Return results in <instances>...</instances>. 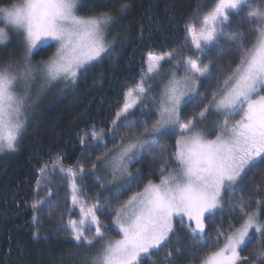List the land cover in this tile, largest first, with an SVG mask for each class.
<instances>
[{
	"label": "snow or ice",
	"instance_id": "snow-or-ice-1",
	"mask_svg": "<svg viewBox=\"0 0 264 264\" xmlns=\"http://www.w3.org/2000/svg\"><path fill=\"white\" fill-rule=\"evenodd\" d=\"M129 7L126 2L108 7L107 0H23L0 7L4 25L0 45L9 43L10 33L19 36L23 45L18 56L0 57V152L16 150L27 124L26 110L35 103L31 84L37 75L49 86L60 80L75 83L89 65L115 51L118 41L128 39L120 31L109 36ZM185 34L193 54L183 55L182 47L149 51L142 61L140 80L124 93L123 106L110 125L101 130L93 125L85 131L80 138L82 157L91 159L97 147L106 149L90 167L81 164L76 170L59 162L53 163L51 171L47 164L37 170V195L43 186L49 191L31 205L34 223L44 206L52 203V177L58 171L61 182L67 181L71 264H144L145 258L171 243L173 236L177 247L166 253L167 264H179L178 258L186 254L192 256L191 264H197L196 254L213 243L220 244L221 239L223 246L208 252L198 264H264V190L259 185L247 197L227 201L228 211L240 217L238 226L229 223L225 229L219 225L215 241L208 234L209 217L225 210V194L242 191L247 173L264 164V0H216L202 19L185 25ZM221 41L227 47L218 57L222 60L223 51L229 53L230 70L217 78L215 89L201 94V86L211 83L213 73L223 72L222 64L211 59L204 62ZM53 43L58 46L55 53L33 64L32 57ZM233 53L239 56L234 67ZM165 65L168 72H164ZM141 106L156 119L148 123L136 118L133 112ZM213 114L222 119L204 131V121ZM121 130L132 138L120 135ZM172 134H176L174 151L171 145L160 143ZM118 135V144L108 149V139ZM145 154L159 164V182L149 179L141 190L120 202L132 181L139 178L141 170L134 174L132 165ZM101 164L111 170L109 183L116 185L115 191L104 201L97 192L91 202L83 182ZM95 179L104 189L101 176ZM112 200L117 206H112ZM105 208L112 217L111 228L102 220ZM76 209L79 219H72ZM177 220L190 243L177 235ZM111 230H118L120 238H106ZM37 237L34 233L33 238ZM253 239L257 243L250 255L241 257ZM97 244L100 248L92 254L89 250Z\"/></svg>",
	"mask_w": 264,
	"mask_h": 264
},
{
	"label": "trees",
	"instance_id": "trees-1",
	"mask_svg": "<svg viewBox=\"0 0 264 264\" xmlns=\"http://www.w3.org/2000/svg\"><path fill=\"white\" fill-rule=\"evenodd\" d=\"M21 2L23 0H0V7ZM119 2H126L130 7L122 14L112 35L117 31L126 32L128 39L118 41L115 51L89 65L80 73L76 84L64 93H60L58 88H55L50 92L49 98L37 103L27 120L16 150L0 152V264H71L69 253L73 251V244L67 242L68 237L64 233L69 218L67 208L70 206V194L67 187L61 184L58 174L54 175L52 177L54 182L51 184L52 203L44 206L38 214V222L34 223L31 205L34 201L45 197L49 191L48 186H43L37 195V170L47 164L51 171L53 163L59 162L76 170H79L81 164L90 167L96 156L106 149L100 146L92 151L91 159L82 157L80 138L85 131L91 129L93 125L97 130L106 129L110 125L115 113L123 106L124 93L140 80L142 61L149 51L158 53L161 50L168 51L182 47L183 55L193 54L194 49L190 39L186 38L185 25L193 19H202L216 0H107V6L112 7ZM236 24L237 22L234 21L233 28ZM226 47V42L221 41L220 46L210 50L204 57L205 63L211 59L222 64L223 72H214L211 83L205 82L201 86V94L210 93L215 89L217 78L222 79L230 70L229 53L223 51L222 60L218 57V53ZM22 48L19 38H15L13 43L0 46V57L18 56ZM55 50L54 44L42 49L32 57V63L47 61ZM238 60L239 56L233 53L231 66L234 67ZM141 107H137L133 112L140 121L148 115L141 110ZM189 109L185 110L186 113ZM87 139L91 143L90 133ZM118 140L119 135L115 140L108 139L107 148L113 149L118 144L116 143ZM160 143L165 146L171 145L174 151L173 135L163 138ZM174 166L170 165V167ZM158 168L159 164L154 163L147 154L139 163L133 164L134 174L136 169L141 170L139 178L132 181L129 190L120 197V202L126 200L133 192L141 190L149 179L157 182ZM97 175L101 176L100 182L105 184L104 189H101L96 182ZM110 179L111 171L105 170L104 164H101L97 171L90 174L83 182L86 186L85 196L91 201L97 192H101V201L110 198L116 187L109 183ZM257 185L264 190V164H257L247 173L242 181V191H237L234 196L225 194L223 212H217L214 217H209L208 234L213 241L219 225L223 224L227 229L229 223L238 226L241 222L238 215L228 211L227 201L239 200L241 195L247 197L254 192ZM254 201L255 197H253V208ZM112 206H117V201L112 200ZM103 212L102 220L108 224L112 217L108 214L107 208L103 209ZM61 213H63L62 221ZM71 218H79L76 211ZM62 223L63 228L60 227ZM176 229L180 240L190 243V238L181 229L179 221L176 222ZM34 233H38L36 239L33 238ZM223 242L221 239L220 244L213 243L197 253V264L200 258L223 245ZM256 243L257 240L253 239L241 252V257L249 256ZM176 247V237L173 236L171 243L158 252L154 251L149 258L144 259V264H167L166 253ZM89 251L92 254L96 253L95 248ZM178 260L179 264H191L192 256L186 254Z\"/></svg>",
	"mask_w": 264,
	"mask_h": 264
},
{
	"label": "rangeland",
	"instance_id": "rangeland-1",
	"mask_svg": "<svg viewBox=\"0 0 264 264\" xmlns=\"http://www.w3.org/2000/svg\"><path fill=\"white\" fill-rule=\"evenodd\" d=\"M22 3V2H21ZM4 25L1 23V27H3ZM113 34V32H112ZM112 34L109 36V39L112 38ZM18 39L21 41V38L19 36H17L16 34L14 33H10V40H9V43H13L14 39ZM191 42V41H190ZM22 44V42H21ZM55 46H56V49H57V45L55 43H53ZM8 45V44H7ZM6 45V46H7ZM0 46H3V45H0ZM23 46V45H22ZM56 51V50H55ZM97 62V61H96ZM95 63V62H93ZM169 71V66L168 65H165V68H164V72H168ZM181 74H182V68H181ZM80 75V74H79ZM79 77V76H78ZM77 77V79H78ZM33 84H31V96H32V99L35 101V103L31 104L27 110H26V115H27V120L28 118L30 117V115L33 113V108L37 106V103H40L42 102L44 99H47L49 98V94L50 92H52V90H54L55 88H58L59 92L60 93H64L65 90H68L69 88H71L74 84L76 83H72L70 81L68 82H65L64 80H60L58 82H55L53 83L52 85H47L45 83L42 82L41 80V77L39 75H37L36 77V80L34 82H32ZM158 91V89H157ZM142 108V107H141ZM142 110V109H141ZM154 111V110H153ZM143 112L145 113H148V115H146V118H144V120H142L141 122H144L145 120L148 122V123H151L153 120L156 119V116L152 113L149 112L148 109H143ZM222 119V117H217L215 114L213 115H210L209 116V119L204 121L203 125H202V129L204 131H207L209 128H211L214 124V122H216L217 120H220ZM234 119H239V116H236L234 117ZM120 135H124L125 137L127 136L126 139H131L132 137L128 136L127 133H125L123 130L121 131ZM173 137H174V140H175V135L176 134H172ZM212 135L214 136L215 133L213 132ZM119 140L116 142L118 143ZM113 155H116V153L114 152ZM112 159V156L109 157V160ZM110 170V169H109ZM111 171V170H110ZM59 176V173L57 171V173L55 175ZM60 178V176H59ZM159 182V180L157 181V183ZM61 184H63L65 187H67V181H63L61 182ZM58 185V184H57ZM69 194V192H68ZM70 201V200H69ZM50 209V207H49ZM77 212V216L79 217V210L76 209L75 210ZM79 219V218H78ZM262 219H264V217H262ZM178 221V220H177ZM63 224V223H62ZM109 227L111 228L112 225H111V221L108 223ZM66 226L67 224L65 225V230H64V233H65V236L68 237V232L66 231ZM92 231L94 232V229H92ZM106 238H110V239H118L120 238L119 237V232L118 230H111L109 231L107 234H106ZM223 246V245H221ZM219 246V247H221ZM100 248V244H97L96 247H95V250L96 252L99 250ZM94 249V248H93ZM149 258V257H147Z\"/></svg>",
	"mask_w": 264,
	"mask_h": 264
}]
</instances>
